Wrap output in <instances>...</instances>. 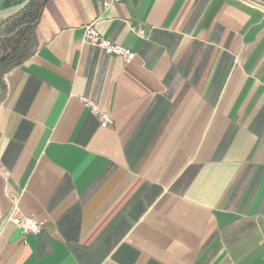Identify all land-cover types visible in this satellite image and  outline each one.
I'll return each instance as SVG.
<instances>
[{"label":"crops","instance_id":"1","mask_svg":"<svg viewBox=\"0 0 264 264\" xmlns=\"http://www.w3.org/2000/svg\"><path fill=\"white\" fill-rule=\"evenodd\" d=\"M106 1L0 19V264H264V6Z\"/></svg>","mask_w":264,"mask_h":264},{"label":"built area","instance_id":"2","mask_svg":"<svg viewBox=\"0 0 264 264\" xmlns=\"http://www.w3.org/2000/svg\"><path fill=\"white\" fill-rule=\"evenodd\" d=\"M113 1L119 0H107L105 5ZM136 33L141 36H144L145 34L142 27H138L136 29ZM84 41L85 43L90 45H97L109 55L114 54L122 57L125 63L131 62L136 56V52L132 49L123 47L122 45L114 42L111 38L109 39L108 37L102 35L101 32L96 28L95 23L86 25L84 30ZM80 99L82 102L84 101V103L93 113L99 115L101 125L103 127H108L110 125L111 118L107 113L102 112L99 107L87 97L82 96ZM6 217L9 222L15 223L20 232H22V234L26 236L27 234H41L46 224L45 219H39L33 213L26 215L22 214L19 210L18 202H14L11 210Z\"/></svg>","mask_w":264,"mask_h":264},{"label":"trees","instance_id":"3","mask_svg":"<svg viewBox=\"0 0 264 264\" xmlns=\"http://www.w3.org/2000/svg\"><path fill=\"white\" fill-rule=\"evenodd\" d=\"M22 1L23 0H19V2H16L13 4L12 2H14V0H0V9H5V7L17 5ZM32 3H33V0L30 3V5L28 6V9L32 5ZM14 15H16V14H14ZM10 60H11L10 56L2 57L0 59V76H2L8 69H10V66L12 65V62H13Z\"/></svg>","mask_w":264,"mask_h":264},{"label":"water","instance_id":"4","mask_svg":"<svg viewBox=\"0 0 264 264\" xmlns=\"http://www.w3.org/2000/svg\"><path fill=\"white\" fill-rule=\"evenodd\" d=\"M32 0H23L17 5L5 7V9H0V19L5 18L6 16L14 15L20 13L28 8Z\"/></svg>","mask_w":264,"mask_h":264},{"label":"rangeland","instance_id":"5","mask_svg":"<svg viewBox=\"0 0 264 264\" xmlns=\"http://www.w3.org/2000/svg\"><path fill=\"white\" fill-rule=\"evenodd\" d=\"M249 1H251V2H253V3H255V4H261V5H263L264 6V0H249ZM16 2H19V0H14V2H12L13 4L14 3H16ZM1 53V52H0Z\"/></svg>","mask_w":264,"mask_h":264}]
</instances>
